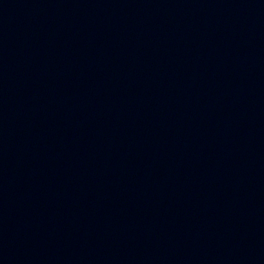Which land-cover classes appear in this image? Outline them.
<instances>
[{"label": "water", "instance_id": "obj_1", "mask_svg": "<svg viewBox=\"0 0 264 264\" xmlns=\"http://www.w3.org/2000/svg\"><path fill=\"white\" fill-rule=\"evenodd\" d=\"M0 264H264V0H0Z\"/></svg>", "mask_w": 264, "mask_h": 264}]
</instances>
